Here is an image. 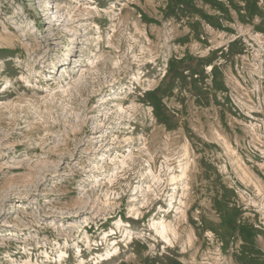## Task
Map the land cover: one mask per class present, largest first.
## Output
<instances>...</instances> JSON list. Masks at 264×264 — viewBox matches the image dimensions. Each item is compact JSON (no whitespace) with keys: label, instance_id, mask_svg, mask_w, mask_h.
Instances as JSON below:
<instances>
[{"label":"rangeland","instance_id":"rangeland-1","mask_svg":"<svg viewBox=\"0 0 264 264\" xmlns=\"http://www.w3.org/2000/svg\"><path fill=\"white\" fill-rule=\"evenodd\" d=\"M0 264H264V0H0Z\"/></svg>","mask_w":264,"mask_h":264},{"label":"bare ground","instance_id":"bare-ground-1","mask_svg":"<svg viewBox=\"0 0 264 264\" xmlns=\"http://www.w3.org/2000/svg\"><path fill=\"white\" fill-rule=\"evenodd\" d=\"M93 63H90V65H92ZM122 164H124V162L122 161ZM160 225H161V227H162V231L160 232V234L163 236V234H164V224H163V222H161L160 223Z\"/></svg>","mask_w":264,"mask_h":264}]
</instances>
